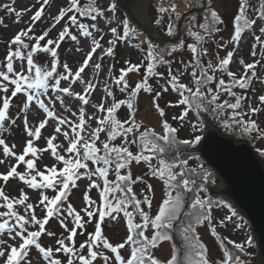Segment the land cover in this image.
<instances>
[{
	"label": "snow or ice",
	"instance_id": "6c2138e0",
	"mask_svg": "<svg viewBox=\"0 0 264 264\" xmlns=\"http://www.w3.org/2000/svg\"><path fill=\"white\" fill-rule=\"evenodd\" d=\"M37 2L40 3L39 9L30 17L29 25L16 32L10 39L4 61L0 62V93H3L0 95V130L5 128L6 122L15 126L16 119L9 114L12 99L18 94H24L26 100L17 115L23 116L24 131L30 137L19 155L14 151L15 144L10 147L4 138H0L3 155L14 157L16 160V164L11 165L6 173H0V180L7 184L10 178H18L29 189L40 191L38 205L34 206L33 203L28 202L29 196L23 189L20 190L19 198H16L5 194L4 188L0 187V208L5 209L0 211V235L7 233L8 238L15 241L8 245L6 241L0 239V260L3 264H30L27 257L32 246L39 250L48 264H64L61 259L55 258V253L65 254L66 264H77V262L78 264H94L97 258L102 259L104 264H110L112 257L106 255L102 249L110 250L114 254L115 264H211L208 258L209 248L201 241L197 232V227L203 226L206 221L211 235L217 237L222 249L223 259L218 261V264H249V261L242 260L240 255L230 251L225 246L224 240H220L217 236L216 227L211 223L213 207L219 208L226 205L230 210V215L219 222L221 225H224L225 220L231 221L238 214L231 204L211 198L210 193L213 191L215 182L210 183L209 178L213 173L204 167L200 157L196 155L197 152H201L208 157L209 161H213L214 151H205V137L198 134L202 133L205 127H210L213 122L233 133L251 138V134L255 132L258 138H264V128L259 127L250 115L258 113L260 109L249 105L248 112L241 111L242 101L246 97L233 91V88L237 86L240 89L248 87L251 79L256 76V72L252 71L251 76L247 74L249 70L255 68V64L244 63L241 59L239 63L243 65L245 74L237 79L234 72L228 71L234 50L228 51L226 57L218 58L216 65H213L211 60L207 65L202 62L201 58L206 56L208 51L202 47L203 42L219 32L221 29L218 26L225 23L211 6V0H185L190 8L195 6L203 9L200 18L202 22H199L198 17L193 14L187 17V23L184 25L185 35L188 38H194L195 41L187 44L192 57L190 61L183 64L184 73L191 68L189 83H182L181 76L184 73L177 71L173 74L172 61L165 59L184 47L183 37L176 43L171 42L172 38L177 36V23L182 14L176 11L175 3H171L168 7L159 6L157 12L167 13L169 16L165 31L169 42L154 43L153 39L146 38L147 64L143 79L136 82L135 86L129 90L126 76L128 73L139 72L143 61L141 64H130L126 61L129 66L122 68L119 76L113 77L112 81L121 92L127 93L126 98L116 100L109 86L105 84L104 91L107 97L112 98V103L106 106V100L102 97L99 105H92L94 112L91 115H88L85 106L89 105V94L96 90L98 81L93 83L92 79L85 80L82 74L89 67H92L96 73L101 70L100 62L91 65L90 62L93 61L97 50L101 49L103 37L99 40L92 39L91 50L86 53L75 72L67 63L63 64L64 71H58L60 65L58 48L66 37L77 41L78 37L70 31V27H76L83 37H92V29H96L97 25L82 23L81 19L90 18L96 21L98 16L104 17V11L95 6L94 0L83 6L80 0H67V6L59 7L58 14L51 17L50 27L42 34L36 35L34 25L44 16L45 6L49 5L50 0H42V2L37 0ZM248 6L249 0H240L238 14L233 21L232 42L240 41L242 33L256 23L255 19L247 18ZM117 7L118 0H110L107 11L115 13ZM4 8L9 15L16 17L15 23H19L25 11L30 10L18 11L11 5H4ZM257 15L264 20V0H260ZM65 18H67L66 21ZM62 21L65 23L58 37L49 38L42 45L41 42L45 41ZM0 23H3L2 18ZM161 23L162 15H158L154 24L160 26ZM121 25L122 34L118 30ZM259 31L264 34V26ZM110 33L114 39H110L107 42L109 46L101 51V60L104 56H113L115 44L136 35L137 29L130 26V18L126 16L120 25L110 27ZM255 40L264 45L260 36H256ZM32 41L34 43L30 44ZM255 47L254 44L253 48ZM38 54H47V57L51 59L42 62ZM25 60L26 70L23 63ZM15 61H20L19 70L14 67ZM163 65L168 67L166 84L153 86L149 82L150 78L164 79V74L156 71L157 67ZM218 71L226 73L229 80L226 82L221 76L216 82ZM70 78L69 86L62 87L61 82L69 81ZM77 81L84 86L83 94L72 91V84ZM213 82H216L215 90L210 87ZM169 88L179 98L175 103L169 101L166 102L165 107H161L157 101L162 99V95L167 93ZM142 90L147 94L155 93L152 107L160 117L159 127L162 132H157L155 126L144 125L142 121L136 119L138 111L136 98ZM9 92L10 95H8ZM50 92L56 94L54 98L49 95ZM225 92L230 98H234L235 102H230L229 99L222 100L221 95ZM64 97L78 98L81 101L78 115L75 111L71 113L75 119L58 115L54 105L56 101L64 104ZM259 101L264 104V95L259 96ZM33 105L36 106L37 117L40 110L46 115V119L40 120L34 130L28 121V112ZM122 106L128 109L125 119L118 117V111ZM179 106H183L182 111L178 116H172L170 122L166 108ZM65 110L69 109L66 107ZM190 113L194 114V119L189 118ZM245 116L249 118L245 120ZM49 119L56 122L54 134L47 139V148H37L34 146V141L41 138V129L45 128ZM93 120L95 127H92ZM185 127L190 128L189 138L179 139L178 133ZM101 133H105L107 138L101 141L102 146L98 147L97 142L100 141ZM57 134H62L68 144V147L63 149L64 154L57 151L63 146L54 143ZM118 138L121 139V143H114ZM133 145L138 149L135 154L131 151ZM48 149H51L57 164L45 165L44 170L41 171L37 167V160L40 159L39 154ZM29 154L32 158L26 159ZM141 161L148 166L150 175L158 178L163 185V198L159 202L155 215L151 214L154 200L152 185H147V192L141 190L142 198L133 191V185L143 182V177L137 176L133 179L130 166L133 162L139 165ZM193 161H196L195 166H191ZM89 162L94 169L89 167ZM0 163L4 161L0 160ZM20 164L26 166L24 172L17 171ZM58 164L62 167L58 168ZM111 172H114L115 179H109ZM93 177L101 179L103 187ZM81 178L91 181L88 185L89 189L98 190L99 204L86 193L85 207L77 211L68 201L72 189L78 186L77 181ZM47 190H51L54 195L51 197L47 195ZM65 204L66 207H64ZM17 206H22L23 214L18 211ZM36 206H42L46 210L43 219L37 217ZM81 213L84 215L82 216ZM121 213L126 218L127 236L122 243L114 245L103 234L102 224L106 218L116 221ZM85 216L87 220L84 219ZM97 216L94 231L88 233V239L80 243L77 248L74 239L78 234L77 229H83ZM53 217L58 218L61 226L68 230L66 237L56 240L57 246L54 250L51 246L42 247L38 242L45 233V225ZM69 218L74 225L71 229H68L66 223ZM30 226H38V230H29ZM236 227L240 228L242 224L238 223ZM149 228L150 236L146 234ZM173 233L178 234L182 245L173 244L172 255L167 261L156 258L152 250L157 248L159 241H172ZM47 235L53 237L55 233L48 231ZM227 243L245 256H251V253L246 251V246L255 247L251 236L247 237L245 243L231 240ZM125 246L130 249L127 258L121 254ZM85 248H87V255L83 254Z\"/></svg>",
	"mask_w": 264,
	"mask_h": 264
},
{
	"label": "rangeland",
	"instance_id": "374dc122",
	"mask_svg": "<svg viewBox=\"0 0 264 264\" xmlns=\"http://www.w3.org/2000/svg\"><path fill=\"white\" fill-rule=\"evenodd\" d=\"M250 1V10L247 14L248 19H255L256 23L253 25V28L251 30H245L242 33L241 39L238 42H232L231 36L234 34V17L238 14L239 4L240 0H212L214 9L220 14V16L224 19L225 23L223 25H219V28L221 29L219 32L216 33L213 40L209 42L206 46L207 55L203 56L204 61L207 64L209 60L212 61L213 65H216L218 63V58L222 59L226 57L228 51H233L234 54L232 57V61L230 62V65L228 66V71H232L236 74L237 79H239L240 76L244 75V68L243 65L239 63L241 59H243L244 63H254L255 68L248 71V76H251L252 71L256 72V76L252 78V85L250 89H240L238 86L233 88V91L246 97L242 101V108L240 109L243 112L249 111V105L253 108H259L260 111L255 114H250L251 118L256 120L259 127L264 128V104H262L259 101V96L264 95V45H261L255 40L256 36H260L261 41H264V34L260 33L259 29L262 27V22L259 19L257 15L258 10V4L256 0H249ZM42 2V0H40ZM81 3V0H80ZM110 3V0H98L97 7L100 8L102 11H104V17H97L96 21H92L90 18L85 19L82 18L81 22L91 25L92 23H95L97 25L96 29H92L93 36L92 37H83L79 30L76 27H70V31L77 35L78 39L77 41H72L69 37H66L64 41L61 42L60 47L58 48V56L60 65L58 66V71L62 72L63 64L67 63L70 68L73 69V72L79 67V65L82 63L84 57L86 56V53L91 50V42L92 39H100L101 40V49L97 50V53L94 54L93 61L90 62V65L95 62L101 63V70L96 73L93 71L92 67H89L85 70V73H83V77L85 80L92 79L93 83H97L98 85L96 90L91 92L89 94V105L86 107V112L88 115H91L94 112V108L92 105H99L101 103L102 97L106 100V106L110 105L112 103V98L107 97V93L104 91V86L107 84L109 86V90H111L114 94V97L116 100L125 99L127 96V93L121 92L119 87L116 86L112 81L113 77H118L120 74V70L122 68H126L130 64H141L143 61V66L140 68L139 72H132L128 73L126 76V79L129 83V90L131 87H134L136 82L143 79L146 64L147 61L145 60L147 46L143 43L139 42L138 38H142L143 40L146 39L147 34L141 30L135 20L130 19V26L135 27L137 29L136 35L130 36L126 40L118 41L114 46V54L113 56H104L103 59H100L101 51L103 49H106L108 45V41L110 39H114L111 36L110 33V27H117L120 25V22L127 16L129 18V14L118 4L117 10L115 13L111 11H107L108 5ZM82 4V3H81ZM4 5H11L16 10H28L25 11V14L22 16L21 21L19 23H15L16 17L14 15H9L4 8ZM67 6V0H50L49 5L45 6V14L42 17L40 21H37L34 25V33L36 35L42 34V32L50 27L51 25V17L58 14L59 7ZM40 3L37 2V0H0V18H2L3 23H0V62L4 61V58L7 53L8 49V42L10 39L21 29L26 28L30 23V17L34 14V12L39 9ZM159 7V4L155 2V0H151L147 6L148 10V17L151 23L154 25V20L157 18L158 15H160L157 12V8ZM190 11H187L183 14L185 16ZM71 15V13H69ZM182 16V18H183ZM106 17V18H105ZM131 17V16H130ZM67 18H65L66 21ZM169 16L166 15L164 19H162V23L166 26L168 24ZM65 21H62L60 25H58L53 31L49 34V37L45 39V41H42L41 44L43 45L46 43V40L51 38L55 39L58 37L59 31L62 30L63 24ZM181 23V22H180ZM156 28V27H155ZM122 34V25L118 29ZM157 32L159 36H162V32L157 29ZM31 35V33H30ZM180 35V34H179ZM148 38V37H147ZM165 38V37H164ZM27 42V41H26ZM34 43V41L30 42ZM256 45L255 49L253 48V45ZM223 45V47H221ZM15 47V46H13ZM255 51V55H253V52ZM192 54L188 50V48H183L180 50L175 51L172 56L165 57L166 60H171V68L173 70V74H175L177 71L184 73L183 64L187 63L191 60ZM38 58L40 61L50 60V57H47V54H38ZM128 61L129 63H126ZM258 61V63H256ZM25 70L27 68L26 60L23 62ZM50 66V65H49ZM14 67L19 70L20 68V61L14 62ZM156 71L158 73L164 74V79H157L156 77L150 78L149 82L153 84V86H164L166 84V79L168 76V67L167 65L159 66L157 67ZM190 72L191 68L187 70V73H184L181 76V82L182 83H189L190 82ZM222 78L227 82L229 80V77L226 73L217 72L216 77L217 81L219 78ZM71 82V78L69 81H62L61 86L67 87L69 86V83ZM216 82H213L210 87H212L215 90ZM191 86V85H190ZM11 88V85H9ZM83 85H81L78 81L74 84H72V91L78 92L83 94ZM157 90H159V87H157ZM0 95H3V93H0ZM10 95V92L8 93ZM50 96L55 97V93H49ZM153 94H147L143 92V90L138 94V97L136 98V104L138 106V111L136 113V119L137 121H142L144 125L147 126H155L157 132H162V129L159 127V120L160 117L155 112V110L152 107V100H153ZM178 95L174 93L171 88H169V91L167 93H164L162 95V99L158 100L157 102L161 105V107H165L166 102H173L178 99ZM221 99H229L230 101L234 100V98H230L228 94L225 92L221 95ZM26 100V96L24 94H18L17 97L12 99V104L10 108L9 114L16 119L15 126L10 125L8 122L5 124V128L0 130V138H4L6 140V143L11 147L12 144H15L16 147L14 151L17 153V155L22 153V150L26 144L28 137L27 133L24 131V123H23V116H18L17 113L20 110V107H22L23 102ZM47 102V101H46ZM81 106V101L78 98H70V97H64V104H61L59 101L55 102V109L58 113V115H64L68 116L71 119H75V117L72 116V112H77L78 115V108ZM68 108L69 110H65V108ZM183 106L179 107H167L166 108V114L167 118L171 122L172 116H178L180 112L182 111ZM37 109L36 106L33 105L32 109L28 112V121L29 125L33 127V130L36 126H38L39 121L46 119L45 113H43L42 110L39 111L38 117L36 115ZM128 109L124 106L120 109L118 113V117L121 119H125L127 117ZM190 119H194V114H189ZM249 117L245 116V120H247ZM87 119V116H86ZM78 122V121H77ZM92 127H95V121L92 122ZM56 122L54 120L49 119V123L45 126V128L41 129V138L37 141H34V146L40 149L47 148V139L54 134V128H55ZM213 124V123H212ZM174 126H176L174 124ZM190 132L189 127H185L182 131H179L178 137L181 139L189 138L188 133ZM207 133V127H205L204 131L202 133H198L202 135V137L205 136ZM106 134L101 133L100 135V141L97 142L98 147L102 146L101 141L105 140ZM230 138V137H229ZM117 144L121 143V139L116 140ZM54 143L61 144L63 146L62 149H57L61 154H64L63 149H66L68 147L67 142L64 139V136L62 134H57V139L54 141ZM248 144V143H247ZM254 151H258L261 154H263V159L260 161L262 162L264 166V138H258L257 133L253 132L251 134V144H249ZM136 146H131V151L135 154L137 152ZM40 159L37 160V167L39 170L43 171L44 166H52L53 164H57V161L55 160L54 156L51 154V149H48L47 151H44L39 154ZM32 158L29 154L26 159ZM0 160H3L4 163H0V173H6L11 165L16 164V160L14 157H5L3 155V147L0 146ZM155 163V161H153ZM57 167H62V165H57ZM89 167L94 169V166L89 162ZM131 173L133 179H135L137 176L143 177V182L136 183L133 185V191L137 193L138 197L142 198L141 190L143 189L145 192H147V185L151 184L154 192V200H153V206L151 209V214L155 215L159 202L163 198V185L162 182L158 178H154L150 175L148 166L141 161L139 165H137L135 162H133L130 166ZM26 170V166L24 164H20L17 168V171L24 172ZM83 171V170H81ZM34 174V173H33ZM39 179V177H38ZM93 179H97L96 177H93ZM91 183V181L87 178H81L77 181V187L73 188L69 201L72 203L73 207L79 211L80 209L85 207V201L84 196L87 193V195L96 200L97 204H99V192L97 189L92 188L89 189L88 185ZM97 183L101 184V187H103V182L101 179H97ZM221 182L219 181L217 186L213 188V191L210 193L211 197H216L214 194V191L218 190L220 188ZM0 187H3L5 190V194L9 195L10 197H16L19 198L20 190L23 189L24 192L29 196L30 203H33L34 206L38 205L40 191L39 190H33L29 189L24 182L20 181L18 178H10L7 184H4L2 180H0ZM46 194L50 197L54 195V193L51 190H47ZM218 197V196H217ZM67 205L65 204L64 207ZM18 211L23 214V208L22 206H17ZM5 209L0 208V211H3ZM131 210V209H129ZM147 210V209H146ZM35 212L38 218L43 219L46 210L43 209L42 206H36ZM239 212V211H238ZM237 217H233L231 221L225 220L224 225H221L219 222L221 220H224V218L228 215H230V210L226 205H222L220 208L216 209L213 208L211 210V223L212 225H215L217 234H221L223 237L237 242V243H245L248 236L253 237L252 229L250 223L246 221L245 216L240 215L237 213ZM83 216L84 214L81 213ZM85 220H87V217H84ZM98 219L97 217L93 218L92 223H88L85 225L83 229L78 228L77 229V236L74 238L77 248L79 247L80 243L85 242L88 239L87 234L94 231V223ZM137 222H139V217H137ZM68 229H71L74 225L69 218L67 221ZM242 224V227L237 228L236 224ZM103 234L108 238V240L113 243L114 245L117 243H122L123 240L127 236V230H126V218L121 213L116 221H111L110 219L106 218V221L102 224ZM29 230H38V226L29 227ZM51 231L55 233V236L49 237L47 235V232ZM197 232L200 235L201 241L209 248L208 252V258L211 262V264H218V261L223 259V253L222 249L219 246V241L217 237H213L211 235L210 227L208 222L206 221L203 226L197 227ZM147 235H151V229L149 228ZM68 235V230H66L64 227L61 226L59 223V219L56 217L50 218L48 224L45 225V233L42 234V236L39 238V243L42 247H49L51 246L53 250L55 249L56 240L60 239L62 237H66ZM0 239H3L7 242L8 245H11L15 243V241H12L8 238V234L4 233L3 235H0ZM66 243H68L66 241ZM106 255L112 257V260L110 264H115L114 260V254L110 252V250H104L102 249ZM246 251L251 253V256L256 257V261L259 258V246L255 244V247H247ZM173 252V243L171 241H159L157 248L152 250V254L162 260L167 261ZM83 254L87 255V248L83 250ZM121 254L127 258L130 254V249L128 246H125L124 249L121 250ZM55 258L61 259L64 264H66L67 257L63 253H55ZM27 260L30 261V264H48V262L44 259L43 255L39 252L38 249L35 248V246H32L29 250V256L27 257ZM255 261V262H256ZM254 262V263H255ZM0 264H3V261L0 260ZM78 264V262H77ZM94 264H104L103 260L100 258H97V260L94 262Z\"/></svg>",
	"mask_w": 264,
	"mask_h": 264
},
{
	"label": "water",
	"instance_id": "95a60500",
	"mask_svg": "<svg viewBox=\"0 0 264 264\" xmlns=\"http://www.w3.org/2000/svg\"><path fill=\"white\" fill-rule=\"evenodd\" d=\"M149 2L151 0H118L120 7L129 14L130 19L135 20L148 38L167 43L169 39L159 36L149 20ZM192 12L194 11L183 16L180 26ZM204 137L205 151H214V159L209 161L207 156L197 153L216 172L221 182L214 194L228 198L248 220L260 251L254 264H264V166L249 144L237 143L234 139L223 136L213 124L207 127Z\"/></svg>",
	"mask_w": 264,
	"mask_h": 264
},
{
	"label": "trees",
	"instance_id": "16d2710c",
	"mask_svg": "<svg viewBox=\"0 0 264 264\" xmlns=\"http://www.w3.org/2000/svg\"><path fill=\"white\" fill-rule=\"evenodd\" d=\"M256 1H257V4H258V7H259L260 0H256ZM90 2H93V0H81V3H82L81 6H83V5L86 4V3H90ZM155 2L158 3L159 6H165V7H168L171 3H175V4H176V11H177L178 13H181L182 16H183V14L186 13L187 11H194V12H192V13H191L190 15H188V16H191V15L194 14V15H196V16L198 17V21H199V22H202V20H201L200 18L202 17L203 9H201V8H197V7H195V6H193V7L190 8V7L188 6V4L185 2V0H155ZM97 3H98V0H94V4H95L96 7H97ZM211 6L213 7L212 0H211ZM213 8H214V7H213ZM249 10H250V1H249V6H248L247 14H248ZM160 15H162V19H164V17H165L166 15H168V14H167V13H164V14H160ZM188 16L185 17V19H184V21H183V23H182L181 26H180V22H181V20H182V17H181V19H179V21H178V23H177V29H176V31H177V36L174 37V38H172V41H171L172 43H176V42L179 41V39H180L181 37H183V38H184V41H185V44H184V47H183V48H187V44H189V43H194V42H195V41H194V38H188V37L185 35L184 25L187 23V17H188ZM85 19H88V18H85ZM259 19H260V18H259ZM260 20H261V22H262V26H264V20H262V19H260ZM162 21H163V20H162ZM130 24H131V23H130ZM154 26L162 32L163 37L169 39V38L165 35L166 26H165L163 23H161L160 26H156L155 24H154ZM218 27H219V26H218ZM252 28H253V26H252L251 28H249V29H246V30H251ZM137 33H138V32H137ZM179 34H180V35H179ZM215 35H216V33H215L212 37L206 39V40L203 42L202 47H203V48H206L207 44L213 40V38H214ZM146 38H147V37H146ZM138 39H139V40H138L139 42H141V43H143L144 45L147 46V43L145 42L146 39L143 40V39L140 38V37H139ZM153 42H154V43H160V42H158V41H154V40H153ZM167 43H168V42H167ZM169 46H170V45H169ZM201 59H202V62H203L205 65H207V64L205 63V61H204V57H202ZM228 69H229V68H228ZM251 85H252V79H251V81H250V83H249V85H248V87H247L246 89H247V90L250 89V88H251ZM230 102H235V101H234V100H233V101L231 100ZM119 111H120V110H119ZM119 111H118V113H119ZM213 125H214L216 128L219 129L220 133H221L223 136H225V137H230V138L234 139L237 143H248V144H251V138H249L248 136H246V135H240L239 133H233V132H231V131H228V130H226L225 128L219 126L218 124H216V123H214V122H213ZM178 138H179V137H178ZM179 139H181V138H179ZM114 143L117 144L116 141H115ZM181 150L183 151L184 149H181ZM255 152H256V154H257V156H258V158H259L260 160L263 159V154H261V153L258 152V151H255ZM196 155L200 157V162L203 163L204 167H205V168H208V169L210 170V172L213 173V175L209 178V182L211 183L212 181H214V182H215V184H214V188H215V187L217 186L218 182H219L216 172H214L209 166H207V164L204 162V160L201 158V156H200L198 153H196ZM195 163H196V161H193L191 166H195ZM109 179H115V174H114V172H111V173L109 174ZM211 198H212L213 200H224V201L226 202V204H231L232 207L237 211V213H239L240 215L244 216L241 212H238L237 208L234 206V204H233L228 198H226V197H224V196H218V197L216 196V197H211ZM220 207H221V206H220ZM220 207H219V208H220ZM213 208L218 209L217 207H213ZM246 221L248 222L247 219H246ZM248 223H249V222H248ZM252 234H253V231H252ZM217 236L219 237L220 240H224V242H225V246H226L230 251L235 252L237 255H240L242 260L249 261V264H254V262L256 261V257H253V256H245V255L239 253V251H238V250H235L234 247H233L231 244H228V243H227V241H228L229 239H226V240H225V237H223L221 234H217ZM173 237H174V239L171 241L173 244H175V245H177V246L182 245V240L179 238L178 234L173 233ZM252 238H253V243L258 245V243H257V239H256V237L254 236V234H253V237H252Z\"/></svg>",
	"mask_w": 264,
	"mask_h": 264
}]
</instances>
